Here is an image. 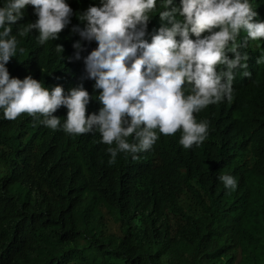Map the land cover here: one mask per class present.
Wrapping results in <instances>:
<instances>
[{"label":"clouds","instance_id":"1","mask_svg":"<svg viewBox=\"0 0 264 264\" xmlns=\"http://www.w3.org/2000/svg\"><path fill=\"white\" fill-rule=\"evenodd\" d=\"M256 9L255 0H0V144L31 120L51 130L49 146L67 168L58 184L89 217L49 264H116L128 227L137 228L139 264L256 262L244 247L264 236V216L247 218L237 181L241 155L264 128ZM249 176L242 182L264 175ZM134 198L146 215L166 216L168 229L141 215L140 226L123 224ZM98 208L108 252L83 250ZM174 244L182 253H168ZM13 254L2 264H31Z\"/></svg>","mask_w":264,"mask_h":264},{"label":"trees","instance_id":"2","mask_svg":"<svg viewBox=\"0 0 264 264\" xmlns=\"http://www.w3.org/2000/svg\"><path fill=\"white\" fill-rule=\"evenodd\" d=\"M255 4L256 10L264 15V0H255ZM261 50H264V44L259 49ZM251 52L255 53L254 50ZM257 93L264 102V86ZM14 134L17 139H5L0 144V264L5 255L12 252L13 255L21 252L31 264H49L58 256L70 251L76 233L73 226L79 221L87 227L89 217L83 216L78 207L66 200L58 184V169L60 172H66L67 168L64 164L59 166L62 159L55 155L49 146L51 136L54 138L51 130L44 129L31 120L28 124L24 123L23 127L16 126L12 136ZM254 141L252 148L247 149L240 157V160L245 162L246 169L239 173L241 181L237 180L240 191L249 203V208L245 211L249 219L264 216V176L254 183L242 182L247 175H250L249 178L259 174L264 175V128ZM211 166V163H205L200 169L206 170ZM37 175L42 185L37 186ZM199 185L203 189L210 186L206 180L200 181ZM54 191L55 196L47 214V207ZM185 196L187 199L191 198L187 193ZM142 206L140 200L134 198L129 207L122 211L130 222L122 221V223L140 226L141 222L138 218L141 215L145 223H152L155 231L168 229L166 216L146 215L141 211ZM98 212L99 221L96 223L95 232H92V241L88 242L83 250L91 249L94 244L100 253L102 249L108 252L109 248L103 247V241L107 236L103 231L106 224L99 208ZM253 226L256 227L257 232L263 229L258 222H254ZM147 228L150 230L149 227ZM135 231L137 228L133 227L125 230L123 241L120 242L121 252H114L112 263L139 264L132 249L138 243L131 241L132 233ZM69 235L73 239L69 238ZM196 236L189 241L186 240V246H189ZM140 241L146 243V236H142ZM257 244L260 251L257 250ZM179 249L180 245L174 244L168 248V253L172 255L182 253L183 248ZM153 251L154 248L150 246V255ZM244 251L256 262L243 257L238 264H264V236L244 247ZM80 263L91 264V259L88 262L86 259L81 260ZM185 264H194V261L187 257Z\"/></svg>","mask_w":264,"mask_h":264},{"label":"rangeland","instance_id":"3","mask_svg":"<svg viewBox=\"0 0 264 264\" xmlns=\"http://www.w3.org/2000/svg\"><path fill=\"white\" fill-rule=\"evenodd\" d=\"M111 231L117 232V227H116L115 225H113V226L111 227Z\"/></svg>","mask_w":264,"mask_h":264}]
</instances>
